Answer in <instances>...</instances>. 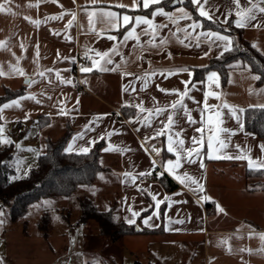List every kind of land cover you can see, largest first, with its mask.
Returning a JSON list of instances; mask_svg holds the SVG:
<instances>
[{"label":"crops","instance_id":"0c3cea01","mask_svg":"<svg viewBox=\"0 0 264 264\" xmlns=\"http://www.w3.org/2000/svg\"><path fill=\"white\" fill-rule=\"evenodd\" d=\"M5 2L6 0H0V3ZM103 2L106 5L121 2L131 4L132 0H103ZM244 2L245 0H241L242 4ZM60 3L65 8L75 9L76 7L72 4V0H60ZM84 3L85 0H76L78 5H83ZM211 4L220 6L219 12H216L215 8L211 6L210 10L223 20L224 15L228 13L230 0H211ZM29 5L36 6L29 7ZM7 6L16 15L0 12V39L11 38L10 46L13 51H16L17 55H21L18 37L24 38L27 50L22 54L24 59L21 61V66L28 74L35 70L33 58L37 41L39 42V64L41 69L45 67L57 68L61 70L62 75L72 78L73 81L74 62L70 59H63V57H80L84 52V45L104 50L112 44L106 37L96 39L94 34H84L87 32V18L82 13L78 12V21L84 25L83 31L80 30L79 25L73 27L70 30V34L74 39L67 41L62 32L60 36H56L50 31V29L62 30L64 21H50L48 24H41L37 28L24 20V16L42 19L46 15L58 13L61 9L57 5L51 2H41L37 5L36 0H10ZM161 6H164L167 11H173L174 8L181 5H172L171 0H164ZM183 7L191 12L194 18L193 11L184 3ZM113 10L120 13L127 11L133 17L135 15L150 16V12L142 8L139 10L114 8ZM257 15L260 21L264 22V14L258 13ZM155 19L158 23H168L164 17L158 16ZM230 19H234V17ZM185 23L187 22L181 21L180 26L183 27ZM233 25L236 26L234 23ZM96 28L98 30L105 29L106 25L98 22ZM169 28L175 30V26L171 24H169ZM241 29L244 31V36L250 39L252 43L256 42L262 46L259 51L264 54V29L254 27ZM201 30L208 31L210 29L202 27L197 29V31ZM13 33L17 35L14 36L12 35ZM162 34L168 35V29H164ZM120 36L122 38L123 30ZM141 39L146 40L147 37H142ZM133 43V41H129L127 45L122 46L125 55L132 52ZM57 50H59L61 58H57ZM207 50L208 44L206 42H202L200 47H196L195 41H192V46L189 47L173 39L163 53L151 55L145 53L143 61H137L135 55L131 56L127 70L135 74H141L149 68L148 60H151L152 67L155 69L187 67L193 72L192 69L194 67H202V65L207 64L210 58L217 56L218 50L214 49L213 52L205 57L203 53ZM169 51L172 53L171 59L167 56ZM114 59L118 60L119 57H114ZM54 61L55 63H53ZM10 62L14 63V58L7 51L0 49V65H3L5 72L8 71ZM252 75L248 71L243 72L242 75L241 70L238 68L231 69L226 85L218 89L222 93V100L226 99L228 103L244 108L248 107L249 104L264 103V94H250L248 91L250 87L254 89L264 88V82L256 85L255 81L251 79ZM80 76L82 81L87 80V83H84L85 88H75L72 85H59L58 83L48 86L46 80L37 77L39 82L29 89L22 77L0 76V90L22 88L23 93L19 96L32 91L43 101L38 105L35 101L24 100L22 101V108L13 107L4 110L3 114L6 117V121H0V123H5L6 135H11L10 138L14 142L12 144L14 152L16 149L14 138L17 141L24 139V144L26 146L29 145L30 159L29 157L25 159L30 163L35 162L37 164L38 156L36 153L45 150L47 139L55 140L66 130L70 131V135L64 148L67 147L76 133H83V135L75 141L74 148L86 146L90 139L96 141L95 144L91 145L90 150L96 144H100L99 164L101 170L98 173H102L104 179L101 180L96 175L92 184L87 186L90 189L94 188V192L91 190L93 198L89 197L92 198L97 209L111 212L112 217L117 222L126 225L128 224L125 223V217L131 218V213L127 210L129 206L140 213L136 217V224L132 225L135 227V232L121 236L120 253L122 255V264H242L241 256L248 264H264V254L253 253L250 255L247 252L241 253L238 251L241 247L253 249L260 247L259 238H250L247 236V232L249 231L248 225H251L257 232L264 231V173L254 176L248 175L249 169L244 161L208 159L205 147L204 169H200L198 163L187 164L184 169L202 177L206 194L213 197L212 200L197 202V195L183 188L167 172L162 176L156 175L157 172L163 170L162 168H152V160L155 155L151 156L150 153L153 145L161 148V155L155 157L158 166L161 161L175 158L163 146L166 138L160 137L145 144L143 137L151 135L152 128L138 123L129 124L126 122L128 116L123 114L119 117L116 116V112L121 111V105L124 101L132 99L128 93L122 92V86L126 85L130 78H122L120 73L117 72L98 71L87 74L81 73ZM206 76L207 74L203 79L194 80L193 76L189 77L186 72H178L168 77L158 74L152 78L148 89L144 92L139 90L140 81H135V85L137 94L141 99H144L146 107L152 106L151 97L153 96L160 101L161 106L170 103L176 98L174 94L160 92L155 87L156 84L166 89L183 90L185 85L182 82L184 80L189 81V87L193 83L196 84V88L191 91L190 95L195 98L196 102H199L203 99ZM230 78L232 80L231 83H229ZM202 81L205 83H201ZM41 89H44L53 99L48 101L46 97H41ZM61 93L69 97L67 107L70 110V114L68 116L47 115L49 112L55 113L56 110L52 108V104L61 98ZM77 98L79 99L78 104H76ZM196 102L188 98L184 100V103L197 120L196 126H199V109L202 105ZM210 102L217 103L212 98H210ZM132 110L135 113V109ZM177 111L181 114L178 115L176 128L184 130L183 137L186 143L190 144L191 137L195 134L194 126L187 123L180 109ZM224 111V126L233 130L238 129L236 121L227 114L226 109ZM25 113H28L30 117L27 121L23 119ZM97 116L100 119L95 120L94 118ZM89 121H93V123L89 128L85 129L84 125ZM156 123V121L153 122V128ZM108 131L113 132L111 137L106 136ZM247 133L249 132L245 129L242 132L236 130L227 151L230 153L235 152V145L240 144L241 147L247 146L251 148V154L254 157L261 156L258 145L264 142V138H259L255 135L249 136ZM101 136L105 138L103 140L99 139ZM109 140L112 144L124 147L128 151L124 154L115 151H102ZM145 148L148 150L146 151ZM73 153L77 152L73 151ZM125 171H134L136 173L151 171V175L138 177L135 182L142 189L147 190L140 191L132 183H121V180H123L122 174ZM14 173H16V167L14 168ZM152 175L155 177L152 178ZM165 178H170L176 184V187L172 190L166 189L163 184V179ZM149 192L156 194L157 198L162 200L158 208ZM164 196L171 197V202L164 200ZM216 202H219L225 208L226 215L216 212ZM154 212L157 213L156 216H153ZM146 216L152 217L150 224L154 226L150 227L143 223ZM181 221L183 222L181 223ZM166 224L168 226L167 230L165 228ZM23 225L26 227V222ZM68 225H70L69 222ZM142 229H155L158 231L146 233ZM237 229L240 231L237 232ZM3 232L2 224L0 225V237ZM94 233L100 234L98 226ZM225 236L231 237L229 243L232 245V252L226 251L219 244L220 238ZM238 236L240 237L239 239L237 238ZM117 243L116 240H111V246L110 244L106 245L104 254L117 256L119 251L113 246L115 244L117 246ZM53 246L55 249L56 243ZM67 253L69 255L68 258H70L72 251ZM80 264L103 263L97 262L93 254H83Z\"/></svg>","mask_w":264,"mask_h":264},{"label":"snow or ice","instance_id":"6c2138e0","mask_svg":"<svg viewBox=\"0 0 264 264\" xmlns=\"http://www.w3.org/2000/svg\"><path fill=\"white\" fill-rule=\"evenodd\" d=\"M48 3L51 2L61 10L55 14H49L41 18H32L31 16H24V20L33 25L34 27H39L41 24H48L50 21H64L63 28L60 31L50 29L53 35L60 36L61 32L64 35L65 40L72 41L74 37L70 34V30L79 25L81 31L84 29V25L78 21V12L82 13L87 18V32L84 34H94L96 39L101 37H106L108 41H111L112 44L110 47L104 50H100L95 47H89L84 45L83 57L88 62L81 64L79 66V71L82 74L92 73L94 71L98 72H117L120 73L122 78H130L126 85L122 86V92L128 93L132 99H127L121 105V111L116 112V116L119 117L122 115L124 108L135 109L134 115H129L127 123L129 124H140L152 128L151 135H145L143 141L147 144L149 141H155L157 138L165 137L166 141L164 142V147L168 153L172 154L174 159H167L161 161L160 165H157L155 157L161 155V148L153 145L151 151L155 154V157L152 160V168L156 169L157 167L162 168V171L156 173L158 176L164 175L167 172L168 175L172 176L177 180L183 188H186L192 191L197 195V202L212 200L213 197L206 194L205 185L203 183L202 177L192 174L185 169L187 164H199L200 169H204L205 163V152L206 147V156L208 159L216 160H239L244 161L247 164V168L250 171H262L264 170V142H261L258 147L261 152V156L254 157L252 149L244 146L241 147L240 144L235 145L236 151L233 153L228 152L229 146L231 144L232 137L235 135L236 130L244 131L245 128V114L246 109L241 106L228 103L226 99L222 100V93L218 91L221 87L220 74L217 71H208L206 76V83L203 89V99L202 101L196 102L195 98L190 95L191 91L196 88V84H192L189 87V81L184 80L182 83L185 85L183 90L180 89H166L161 87L159 84H156L155 87L162 93L165 94H174L175 99L170 103H166L161 106L160 101L157 100L155 96L151 97L152 106L146 107L144 99H141L137 94V88L135 81H140L139 90L144 92L148 89L150 81L152 78L160 75H165V77L175 75L178 72H186L189 77L193 76V72L190 71L187 67H176L175 69H155L152 67L151 60H148L149 68L143 71L141 74H135L131 71H128L129 58L135 55L137 61H143L145 59V53L147 54H160L165 51V49L170 45L171 41L175 39L176 42L180 44H185L186 46L191 47L192 41H195V46L200 47L202 42L208 44V50L203 53L207 57L214 49H217V58L222 57L225 53L231 52L236 47L233 43V39L230 34H223L220 31H197L198 28H201V24L198 20L194 19L191 12H189L185 7H183V0H171L172 5H181L180 7L174 8L173 11H167L163 5L164 0H132L131 4L125 3H116V4H105L103 0H85L83 5L76 4V0H72V4L75 5V9L65 8V6L60 3V0H36V4L39 3ZM191 5L195 7L196 12L199 17L207 18L210 21L216 23H222L228 25L234 23L239 28L244 27H254L258 29H264V22H261L258 18L259 14H264V0H245L242 4L241 0H230V6L228 13L224 15L223 20L215 15L214 12L210 10V6L215 8L216 12L220 11L219 5H212L211 0H190ZM10 3V0H6L5 3H0V12L11 13L12 9L7 6ZM36 5H29L33 7ZM114 8L119 9H131L139 10L144 9L150 12L148 15H135L134 17L129 15L127 11L120 13L113 10ZM164 17L168 23H158L156 17ZM234 17V19H230ZM185 21L183 27L180 26V22ZM255 21V23H253ZM98 22L104 23L106 25L105 29H97L96 24ZM169 24L175 26V30L169 28ZM168 29V35H163V30ZM123 30V36L121 38L120 33ZM227 31V29H225ZM115 33V34H113ZM12 35H17L13 33ZM142 37H147L146 40H142ZM18 46L21 52V55H17L16 51H13V48L10 46L11 38L0 39V49H3L10 53L11 57L14 58V63L8 64V71L5 72L3 65H0V76H19L22 77L29 89L33 85L38 83V78L46 80L48 86L54 84L59 85H72L75 86L74 81L70 77H65L62 75L61 70L57 68H43L41 69L40 61V52H39V42L37 41L35 45V54L33 58V64L35 65V70L28 74L25 69L21 66V61L24 59L22 55L26 52V45L24 43V38L18 37ZM129 41H133L132 52L128 55L124 54L122 46L127 45ZM187 42V43H186ZM253 48H256L258 51L261 50V45L253 42L251 45ZM57 58H61L59 50H57ZM169 59L172 57V53L167 52ZM114 57H119V59H114ZM63 59H70L73 62L76 61V57H63ZM55 63V61L53 62ZM202 67H207L202 65ZM230 68H238L243 72H251V67L249 64H244L241 67V62L236 61L234 64L229 65ZM231 77V74H230ZM251 79L254 81H259L262 79V75H252ZM231 78L229 83H231ZM80 83H87V80L80 81ZM250 94L262 95L264 94V88L254 89L249 88ZM41 97H46L48 101H51L53 97L48 94L44 89L40 91ZM185 98L192 99L194 102L202 105L199 109L200 118L199 126L197 125V120L194 118L192 112L188 106L184 103ZM210 98L217 101V103H211ZM67 97L65 94L61 93V98H59L55 103L52 104V108L55 109V113L49 112L47 115L51 116L53 114L58 116H68L70 110L67 107ZM32 100L36 104H41L42 99L37 97V94L28 91L25 95L18 96L13 98L3 104H0V121H6L4 116V110L10 108H22V101ZM138 101V102H137ZM79 103L77 98L76 104ZM248 108L255 109L259 108L264 111V103L249 104ZM178 109L181 110L183 117L186 119L187 123L194 126L195 134L191 137L190 144H187L183 137V129H177V118ZM227 114L234 119L238 125V129L233 130L228 127H225V111ZM107 115V114H106ZM29 114L25 113L23 119L27 121L29 119ZM95 120L100 119L99 116L94 118ZM156 121V126L153 128V122ZM93 121H89L84 125V128L87 129L91 126ZM139 131V129H137ZM83 133H76L71 142L64 148L65 153H71L76 151L78 154H87L90 151L91 145L95 144L94 139H90L87 142L86 146H81L74 148L73 145L76 140L82 137ZM113 135L112 131L106 133L107 137ZM247 135L252 136L253 133H247ZM105 137L101 136L99 139L103 140ZM14 142L12 139L6 135L5 123H0V145H11ZM17 149L21 148L19 142L15 143ZM147 151L148 149L145 148ZM104 152L115 151L121 154H124L128 149L114 145L109 142L107 146L102 149ZM37 156L46 155V153L37 152ZM24 162L22 160L16 161V174L11 176V180H19L21 178H27L30 174L32 165H28L27 168L21 167ZM151 171H141L136 173L134 171H125L123 175V180L121 183H132L138 190L146 191L147 189H142L139 184H136L138 177H146L151 175ZM101 180L104 179L102 173H97ZM80 187H87L86 185H80ZM94 192V188L91 189ZM151 198L155 201V205L158 208L162 203L161 199L157 198L156 194H152ZM164 200L171 202V197L164 196ZM50 200H43L39 204L34 205L33 207L41 206H50ZM131 213V218L125 217V223L128 225L136 224V217L140 215L139 212L134 211L131 206L127 209ZM215 210L217 213L227 214L225 208L221 206L219 202L215 203ZM5 215L4 211L0 209V217ZM157 213H153V216H156ZM59 219V217H56ZM152 217H145L143 223L148 226H154L150 224ZM183 221H181L182 223ZM4 223L3 219H0V225ZM83 227V226H81ZM167 224L165 228L167 230ZM249 231L247 232L248 237H258L260 241V247L253 249L250 247H241L238 249L239 252L248 254H264V231L257 232L251 225H248ZM203 231V229H201ZM240 230L237 229V232ZM240 238L239 236L237 237ZM231 237L225 236L220 238L219 244L224 247L228 252H232V245L229 243ZM242 264H248L247 261L243 260L241 256ZM0 264H4L3 258H0Z\"/></svg>","mask_w":264,"mask_h":264},{"label":"trees","instance_id":"16d2710c","mask_svg":"<svg viewBox=\"0 0 264 264\" xmlns=\"http://www.w3.org/2000/svg\"><path fill=\"white\" fill-rule=\"evenodd\" d=\"M194 13V18L200 21L202 28L216 30L230 34L236 46L233 51L225 53L222 57H212L205 66L194 67L193 79H203L208 71H217L220 74L221 86L224 87L228 80L229 65L236 61L249 64L253 75H262V79L255 81L256 85L264 82V54L253 48L252 41L244 36V31L230 23L224 25L216 23L206 18L199 17L191 5L190 0H183ZM227 29V31H225ZM23 93L22 88H6L0 93V104L13 99ZM245 114V130L253 135L264 138V111L259 108L250 109L248 107ZM134 111L124 108V116L133 115ZM43 123V122H40ZM70 135L66 130L55 140L47 139L45 150L37 159L35 167L31 168L27 178L10 180L9 176L14 174V167L9 161L14 152L13 145L0 146V208H8V220L15 222L24 218L29 208L43 199L69 197L80 185L89 186L94 181L97 173L101 170L99 164L100 144H96L87 154L65 153L64 146ZM262 171H250V176L260 175ZM166 189L172 190L176 184L170 178L163 179ZM79 221L85 223L93 221L102 236L115 240L118 237L135 232V227L117 222L109 211H102L96 208L92 198L83 196L79 199ZM49 217L42 214L37 222V228L42 235L47 234ZM146 233H155V229H142Z\"/></svg>","mask_w":264,"mask_h":264},{"label":"rangeland","instance_id":"374dc122","mask_svg":"<svg viewBox=\"0 0 264 264\" xmlns=\"http://www.w3.org/2000/svg\"><path fill=\"white\" fill-rule=\"evenodd\" d=\"M3 91L0 90V93ZM14 141L19 142L21 148L15 149L9 161L10 165L15 168L19 159L24 162L21 165L22 169L27 168L28 165L34 167L35 162L30 163L25 159L27 157L30 159L29 145L24 144V139L17 141L14 138ZM83 196L93 198L89 187H78L69 197L43 199L50 200L52 202L50 206L33 207L43 201L40 200L29 208L24 218L15 222L8 220L7 207L0 208L5 213L0 217L4 220V232L0 237V258H3L4 264H80L83 254H93L95 260L103 264H122L121 237L115 239L118 247L116 244L113 245L119 254L117 256L104 254L106 245H109L112 239L94 233L97 226L93 221L88 220L85 224L79 221V199ZM42 214H47L49 217L46 235H42L37 228L38 219ZM24 222L27 224L26 227L23 225ZM54 243H56L55 249ZM68 251H72L70 258L67 255Z\"/></svg>","mask_w":264,"mask_h":264},{"label":"built area","instance_id":"2783aa9c","mask_svg":"<svg viewBox=\"0 0 264 264\" xmlns=\"http://www.w3.org/2000/svg\"><path fill=\"white\" fill-rule=\"evenodd\" d=\"M85 63H88L84 57H83V54L80 56V57H77L76 58V61L74 62V66H73V76H74V84H75V88H85V85L84 83H80L81 80V72L79 71V66L81 64H85ZM157 147V145H154ZM151 156H154L155 154L153 152L150 153ZM152 178H154L155 176L152 175L151 176ZM143 179V178H141Z\"/></svg>","mask_w":264,"mask_h":264}]
</instances>
